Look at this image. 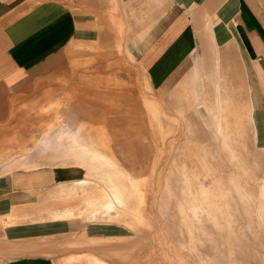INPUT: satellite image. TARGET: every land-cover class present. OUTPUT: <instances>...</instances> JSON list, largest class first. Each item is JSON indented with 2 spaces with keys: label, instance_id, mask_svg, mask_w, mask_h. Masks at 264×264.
Here are the masks:
<instances>
[{
  "label": "rangeland",
  "instance_id": "374dc122",
  "mask_svg": "<svg viewBox=\"0 0 264 264\" xmlns=\"http://www.w3.org/2000/svg\"><path fill=\"white\" fill-rule=\"evenodd\" d=\"M125 2L64 0L80 37L8 99L0 264H264V117L208 108L210 63L159 95Z\"/></svg>",
  "mask_w": 264,
  "mask_h": 264
},
{
  "label": "crops",
  "instance_id": "0c3cea01",
  "mask_svg": "<svg viewBox=\"0 0 264 264\" xmlns=\"http://www.w3.org/2000/svg\"><path fill=\"white\" fill-rule=\"evenodd\" d=\"M125 3L123 19L138 20L131 26L137 62L159 95H175L197 63H210L201 84L205 93L214 87L208 108L238 110L228 114L239 115L244 101L252 115L264 117V0L263 4L261 0ZM80 18L78 12L66 13L64 0H0V116L10 110L9 97L28 83L34 68L47 63L67 38L80 37ZM215 50L218 59L208 55ZM226 63H233V79L227 77L231 66Z\"/></svg>",
  "mask_w": 264,
  "mask_h": 264
},
{
  "label": "bare ground",
  "instance_id": "6f19581e",
  "mask_svg": "<svg viewBox=\"0 0 264 264\" xmlns=\"http://www.w3.org/2000/svg\"><path fill=\"white\" fill-rule=\"evenodd\" d=\"M238 76V75H237ZM235 108V107H234ZM237 108V107H236ZM68 137L69 138H71V135L69 134L68 135ZM77 139V138H76ZM79 139H83L82 138V136H80L79 137ZM79 139L78 140H74L75 141V145H79V146H86L83 142L81 143V141H80V143H78L77 141H79ZM84 152L88 155V156H92V157H97V155L98 154H96L95 152H91V151H89V150H84ZM78 153V152H77ZM78 157H79V155H78ZM94 159V158H93ZM101 160V159H100ZM96 162V161H95ZM94 164V163H93ZM94 166V165H93ZM95 167H97V166H95ZM86 184V182L85 181H83V182H81L79 185H85ZM72 187V186H71ZM73 189V188H72ZM118 201H120V200H118Z\"/></svg>",
  "mask_w": 264,
  "mask_h": 264
}]
</instances>
